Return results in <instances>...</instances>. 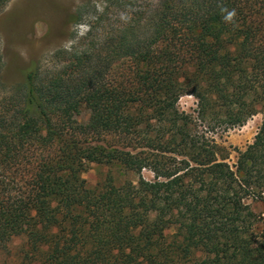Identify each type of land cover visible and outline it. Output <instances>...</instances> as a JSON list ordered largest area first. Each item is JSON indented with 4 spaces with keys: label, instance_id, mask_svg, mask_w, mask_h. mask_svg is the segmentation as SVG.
Masks as SVG:
<instances>
[{
    "label": "trees",
    "instance_id": "16d2710c",
    "mask_svg": "<svg viewBox=\"0 0 264 264\" xmlns=\"http://www.w3.org/2000/svg\"><path fill=\"white\" fill-rule=\"evenodd\" d=\"M145 27L142 42L113 45V66L133 63L125 81L98 67L48 80L32 67L17 109L0 110V247L25 234L27 264H264V209L247 202L264 204V0H160ZM185 94L195 117L178 109ZM82 104L93 106L84 124L73 117ZM257 113L235 169L196 129ZM102 134L130 142H91ZM114 162L154 177L87 186L90 163Z\"/></svg>",
    "mask_w": 264,
    "mask_h": 264
},
{
    "label": "rangeland",
    "instance_id": "374dc122",
    "mask_svg": "<svg viewBox=\"0 0 264 264\" xmlns=\"http://www.w3.org/2000/svg\"><path fill=\"white\" fill-rule=\"evenodd\" d=\"M160 0H10L0 12V110H16L19 86L25 81L27 72L38 68L42 79L62 75L68 77L74 71L89 75L92 68L106 82L125 81L132 75L131 61L110 63L113 45L122 36H128L135 44L149 35L145 23L153 17ZM141 22V24H140ZM126 29V30H125ZM84 54L91 61L79 63ZM130 78V77H128ZM181 112L197 115V99L190 94L182 95L178 101ZM92 105L82 104L73 108V117L80 124L89 120ZM211 122V123H210ZM262 123V114L250 117L242 126L229 127L227 123L197 120L199 132L204 133L225 151V162L233 169L238 154L251 144ZM92 143L123 146L130 140L114 134L90 137ZM145 142L144 136L135 144ZM35 153V152H34ZM222 157H219L221 159ZM142 176L152 180L149 169L138 174L120 163H90L83 173L89 187L102 185L112 179L113 184L126 181L137 183ZM247 202L253 211L264 209L258 198L249 197ZM26 235L13 237L6 248L0 247V264H27L24 258ZM198 253L197 256L201 257ZM189 264V263H188Z\"/></svg>",
    "mask_w": 264,
    "mask_h": 264
},
{
    "label": "clouds",
    "instance_id": "9594fccd",
    "mask_svg": "<svg viewBox=\"0 0 264 264\" xmlns=\"http://www.w3.org/2000/svg\"><path fill=\"white\" fill-rule=\"evenodd\" d=\"M221 11L225 13V15L223 16V20L225 22H232L234 17L236 16V12L234 9L232 11H228L227 9L222 8Z\"/></svg>",
    "mask_w": 264,
    "mask_h": 264
}]
</instances>
